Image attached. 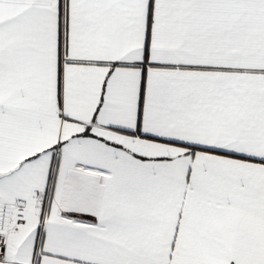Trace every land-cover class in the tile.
I'll list each match as a JSON object with an SVG mask.
<instances>
[{
    "label": "snow or ice",
    "instance_id": "snow-or-ice-1",
    "mask_svg": "<svg viewBox=\"0 0 264 264\" xmlns=\"http://www.w3.org/2000/svg\"><path fill=\"white\" fill-rule=\"evenodd\" d=\"M0 264H264V0H0Z\"/></svg>",
    "mask_w": 264,
    "mask_h": 264
}]
</instances>
